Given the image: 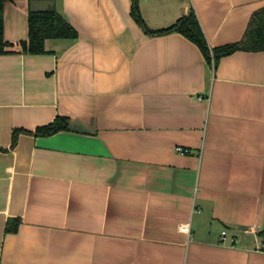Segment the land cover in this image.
<instances>
[{
    "label": "crops",
    "instance_id": "0c3cea01",
    "mask_svg": "<svg viewBox=\"0 0 264 264\" xmlns=\"http://www.w3.org/2000/svg\"><path fill=\"white\" fill-rule=\"evenodd\" d=\"M138 5L152 29L194 8L215 47L240 41L264 0ZM52 6L78 36L22 51L30 9ZM131 10L5 0L0 264H264V50L214 68L192 40L147 33ZM58 115L70 130L35 135Z\"/></svg>",
    "mask_w": 264,
    "mask_h": 264
},
{
    "label": "trees",
    "instance_id": "16d2710c",
    "mask_svg": "<svg viewBox=\"0 0 264 264\" xmlns=\"http://www.w3.org/2000/svg\"><path fill=\"white\" fill-rule=\"evenodd\" d=\"M4 3L0 0V54L10 52L13 43L4 36ZM131 14L133 18L150 34H165L173 31L180 32L198 45L206 60L215 68L222 56L231 54L237 50H264V8L254 14L244 37L237 42L221 46H210L198 16L191 9L180 17L175 23L152 29L145 23L138 5V0H132ZM29 34L28 39L21 41L22 51L30 53H42L46 51L45 41L49 38H76V28L57 10L55 6L46 9H30L28 15ZM70 117L58 115L45 125L37 127L36 136H48L62 130H70ZM18 130L14 131L13 145L15 144ZM20 223L19 218L10 219L7 223V231H15ZM262 237V249H264V231L259 233Z\"/></svg>",
    "mask_w": 264,
    "mask_h": 264
},
{
    "label": "built area",
    "instance_id": "2783aa9c",
    "mask_svg": "<svg viewBox=\"0 0 264 264\" xmlns=\"http://www.w3.org/2000/svg\"><path fill=\"white\" fill-rule=\"evenodd\" d=\"M176 150H177L179 153H188V152L190 151L189 148L184 147V146H182V145H178V146L176 147ZM179 229H180L182 232L189 233V231H190V226H189V224H187V223H183V224H180ZM226 233H227V230H223V231H222V234H223V235H226ZM259 237H260V241H261V243H262L263 237H262L260 234H259Z\"/></svg>",
    "mask_w": 264,
    "mask_h": 264
}]
</instances>
